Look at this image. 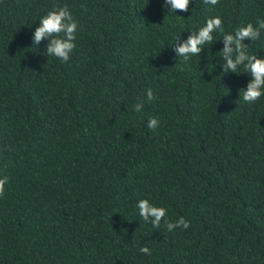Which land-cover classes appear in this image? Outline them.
Instances as JSON below:
<instances>
[{
  "label": "trees",
  "instance_id": "trees-1",
  "mask_svg": "<svg viewBox=\"0 0 264 264\" xmlns=\"http://www.w3.org/2000/svg\"><path fill=\"white\" fill-rule=\"evenodd\" d=\"M65 5L79 28L62 62L33 36ZM170 11L0 0V264H264V96H239L252 77L224 71L221 33L187 62L176 52L214 16L225 33L255 26L264 0ZM244 43L264 58V30ZM144 199L167 210L159 228Z\"/></svg>",
  "mask_w": 264,
  "mask_h": 264
},
{
  "label": "clouds",
  "instance_id": "clouds-1",
  "mask_svg": "<svg viewBox=\"0 0 264 264\" xmlns=\"http://www.w3.org/2000/svg\"><path fill=\"white\" fill-rule=\"evenodd\" d=\"M166 2L167 5H170V13H176L177 10L188 12L191 0H166ZM203 3L215 6L219 3V0H203ZM78 28V23L68 6L65 5L49 11L39 21V27L35 30L33 41L35 46H38L45 38L49 39L47 56H54L62 62H67L76 47L74 41L76 40ZM262 30H264V19H258L255 26L248 23L246 26L237 28L234 33H225L222 18L214 16L207 19L205 24L197 31L191 32L192 35L185 43L176 48V52L179 57L183 58L184 62H187L190 57L198 56L206 44L213 42L214 33H221L224 42L223 51L220 53L225 62L223 69L225 72L230 70L232 73H236L238 69L243 67L245 73L251 75V82L248 83L246 89L239 92V96L242 94V99L246 103H254L264 96V58H257V55L249 54V45H246L244 41L246 39L251 42L259 40ZM147 98L149 101L155 99L151 89L147 90ZM142 109V102L135 105V111L140 112ZM158 126L159 121L157 119L149 118L147 127L150 130ZM6 183V177L0 179V196L4 194ZM137 207L139 215L145 222H148L150 217L154 218L151 220V224L155 228L160 227L161 220L167 215L165 208L156 207L146 199L140 200ZM165 226L171 232L175 228L186 230L190 224L181 217L175 223L166 222ZM140 252L151 255V251L147 246L142 247Z\"/></svg>",
  "mask_w": 264,
  "mask_h": 264
}]
</instances>
